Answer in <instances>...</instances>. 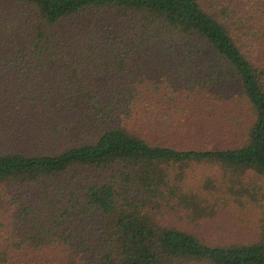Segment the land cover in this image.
<instances>
[{"label":"trees","instance_id":"1","mask_svg":"<svg viewBox=\"0 0 264 264\" xmlns=\"http://www.w3.org/2000/svg\"><path fill=\"white\" fill-rule=\"evenodd\" d=\"M0 264H264V0H0Z\"/></svg>","mask_w":264,"mask_h":264},{"label":"rangeland","instance_id":"2","mask_svg":"<svg viewBox=\"0 0 264 264\" xmlns=\"http://www.w3.org/2000/svg\"><path fill=\"white\" fill-rule=\"evenodd\" d=\"M211 169L210 173L212 174L211 176L213 180L215 182H218L216 177H213L214 175H216L213 171L215 169ZM208 173L209 172L202 171V167L197 166L191 171L190 174H188L187 183L195 187L203 188L207 182V178L210 176L207 175ZM214 221L221 223V225L215 223L214 229H209L207 233L204 232L205 236H207L210 241H215L213 239H217L218 237L228 240L235 237L247 239L253 234L252 226L257 225V217L255 216V212L251 215H245L237 211L236 215L233 216V214L229 210H227L222 215L218 214ZM219 225L221 226V228H218ZM199 232L201 231L199 230Z\"/></svg>","mask_w":264,"mask_h":264}]
</instances>
